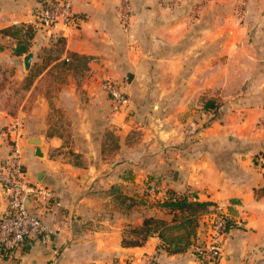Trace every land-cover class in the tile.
Returning a JSON list of instances; mask_svg holds the SVG:
<instances>
[{"label": "crops", "instance_id": "1", "mask_svg": "<svg viewBox=\"0 0 264 264\" xmlns=\"http://www.w3.org/2000/svg\"><path fill=\"white\" fill-rule=\"evenodd\" d=\"M46 1L0 0V129L22 122L29 179L50 185L62 206L35 209L54 228L49 243L36 238L0 264H51L54 248L61 249L58 264H124L129 256L155 253L157 235L141 246L123 245L146 210L139 204L129 210L132 199L115 198V191L134 190L139 198L147 175L161 173L172 156L160 150L164 142L176 145L168 188L231 202L233 227L221 264H261L264 174L253 154L264 148L258 124L264 117V0H250L245 24L232 14L234 0H187L171 12L157 0H133L131 36L119 28V0H72L82 19L77 26L38 29L32 38L25 28L3 32L33 26ZM198 3L200 19L191 21ZM26 41L27 52L17 54ZM29 52L34 58L27 70ZM111 78L126 82L129 102L119 109L102 87ZM208 99L222 103L220 116L204 110ZM34 137L42 140L43 156L28 143ZM227 144L234 148L226 150ZM8 151L0 144V160ZM5 208L0 188V213ZM197 235L185 252H162L161 264H198L202 229Z\"/></svg>", "mask_w": 264, "mask_h": 264}, {"label": "built area", "instance_id": "2", "mask_svg": "<svg viewBox=\"0 0 264 264\" xmlns=\"http://www.w3.org/2000/svg\"><path fill=\"white\" fill-rule=\"evenodd\" d=\"M185 0H161L167 8L178 6ZM247 9H241L244 15ZM135 14L132 0H120L117 15L125 31H129ZM74 10L72 0H47L37 12L34 29L56 31L60 25L77 26L81 22ZM103 89L112 99L115 108H121L129 102L126 91L118 82L108 80L102 83ZM22 122L16 120L8 129L0 130V140H11L12 150L0 163V188L6 200V208L0 213V258L14 257L18 252L38 238L45 243L51 241L54 228L43 220L36 208L53 212L62 206L56 191L47 184L32 182L25 167L24 153L21 146ZM264 171V154L256 159ZM152 192L160 193L159 187L152 186ZM168 196V195H167ZM167 196H165L167 198ZM164 198V199H166ZM229 204L217 201L203 213L200 219L202 238L195 246L198 264H221L223 257V240L230 232L228 220ZM39 239V238H38ZM60 255V250H52V259ZM124 264H159V256L145 254L129 257Z\"/></svg>", "mask_w": 264, "mask_h": 264}, {"label": "trees", "instance_id": "3", "mask_svg": "<svg viewBox=\"0 0 264 264\" xmlns=\"http://www.w3.org/2000/svg\"><path fill=\"white\" fill-rule=\"evenodd\" d=\"M31 27L26 30V35L29 38H32L36 31L33 26ZM21 29V27L13 26L3 29V32L18 34ZM13 30L16 32H12ZM29 44V41H26L24 45L18 46L17 54L27 52ZM203 108L218 114L221 112L222 104L215 99H208L204 101ZM168 193L167 198L159 202V206L171 213V219L155 215L146 216L141 225L131 229L130 236L123 238L124 246H141L149 237L157 235L161 239L159 249L169 254H175L187 251L193 245V240L198 239L197 231L201 226V216L215 202L200 200L196 191L182 195L178 190L170 189ZM232 227L233 221L229 219L228 228Z\"/></svg>", "mask_w": 264, "mask_h": 264}, {"label": "rangeland", "instance_id": "4", "mask_svg": "<svg viewBox=\"0 0 264 264\" xmlns=\"http://www.w3.org/2000/svg\"><path fill=\"white\" fill-rule=\"evenodd\" d=\"M186 1L187 0H185L184 3H182V4L178 5V6L171 7V8H167V7H165L166 5L163 6L160 3L161 0H157V5H158V7L162 11L171 12V11H176V10L180 9L182 6H184V4L186 3ZM202 1H205V0H202ZM132 2H133V0H132ZM119 4H120V0H119L118 4L115 7L116 8L115 11H116L117 19H118L117 21H118L119 28H120L121 32L124 33V34H126V35H129V34H130V36L131 35H134V31H133L134 27H133V25H134V22H135L136 5L133 2L134 7H135V14H134V18H133V21H132L131 29L129 31H125L123 29V27H122V23L120 22V20L118 18V15H117V9H118ZM234 5H235V9H234V13H232L233 16L236 17L240 21V23H242V24L249 23L250 22V16H249V14H250V0H234ZM243 8L244 9H247V11H246L247 13H244V15L240 14V10L243 9ZM200 11H201V3L193 4L191 6L190 14L194 18V19L191 18V21H199L197 19H200V16H201V12ZM17 26L18 27H21V28H25V29H28V28L31 29L32 28L29 23H25V24H22L21 23V24H18ZM108 80H112V81L118 82L119 85L122 86L123 90L124 91L126 90L125 89L126 88V82H125V80L123 78H111V79H106L105 81H108ZM149 99H150V101H152V98L151 97H149ZM150 105H151V102L150 103L148 102L147 103V106L145 107V110L147 112L150 109ZM221 111H223L222 108H221ZM218 115L220 116L221 114L218 113L216 116H218ZM258 124L259 125L261 124L262 126H264V117L258 122ZM3 129H8V127H3L0 130H3ZM11 143H12L11 140H0V144L1 145H7L9 147V151H8L7 155L4 156L0 160V163H2L3 160H5L8 157V155L10 154V152L12 150ZM165 143H167V142H164V143L161 144L160 150H164L165 153H168V155H172V156L166 157V159H165L166 161L164 160L165 162L161 164V167H162V172L161 173H159V174L155 173V174H149V175H147V178L145 179V182H144L145 184H144L142 190L140 191V197L139 198H135L134 196H136L137 192L134 193V190H131V191H128L126 194L123 193V191L122 192L121 191H118V192H120L118 195L116 194V191H115V198H119L120 199V197H123V195H124V197L126 196V197L132 199L131 202H130L129 210H132V206H134L136 204H139L140 206L141 205H145L143 207H145V210H146L145 211V215L146 216H148V215H155V216L164 217V218L170 220L171 217H172L171 213H169L165 209L161 208L159 206V202H161L164 198H166L165 196L169 195L168 191L170 189H173V188H168L167 185H169V181L172 180L169 177V174L171 175V171H173V166H174V163H175V159L173 161V152H175L174 149L176 148V145H174L173 142H170V144H165ZM192 143H193L194 147L201 146V143H199L198 141H193ZM23 144H25V142L24 141H21V146L22 147H23ZM215 144L216 143H214V146H215ZM184 145L185 144H177V148H180L181 150H187L186 149V146H184ZM169 148L170 149L172 148L171 153H170V151H167ZM209 148L212 149V150H214L215 152H217L216 151L217 149H215L214 147H210L209 146ZM233 148H234L233 147V144H230V145L227 144L226 145V150H230V149H233ZM182 152H184V151H182ZM262 154H264V148L258 149L253 154V162L255 161L256 165H258V161H256L257 157L259 155H262ZM146 162L148 163L147 160H146ZM257 168H260L261 171H262V168L259 165H258ZM262 173L264 174V171H262ZM152 186H155L156 188L159 187L160 193L158 192V190H157L156 193H155V191L152 192L150 190ZM192 192L193 191H189V190H186L185 192H180L179 191V194H182V195L183 194H189V193L191 194ZM128 195H130V196H128ZM198 197H199V195H198ZM137 201H139V202H137ZM203 201H205V200H203ZM219 201H225L227 204H230L231 203L228 199H221ZM124 203H125V201H124ZM199 228H200V226H199ZM224 240H223V242H224ZM159 245H161V241L159 242ZM159 245H158L157 251L155 253H152V254H155V255H158L159 256V264H161V254H162V252H165L166 253V251L160 250L159 249V247H160ZM60 253H61V251H60ZM145 254H150V253H145ZM60 257H61V254L56 259V262L55 263H52V262L55 261V260L52 259L51 260V264H58L59 261H60L59 260ZM129 257H134V256H129ZM128 258H126V259H128ZM262 262H264V260ZM262 262H261V264H262Z\"/></svg>", "mask_w": 264, "mask_h": 264}, {"label": "water", "instance_id": "5", "mask_svg": "<svg viewBox=\"0 0 264 264\" xmlns=\"http://www.w3.org/2000/svg\"><path fill=\"white\" fill-rule=\"evenodd\" d=\"M33 58H34V53H33V52H29V53L25 56V67H26L27 70L30 69L31 62L33 61ZM132 78H133V74H132V73H129L128 76H127V80H128L129 82H131ZM28 142H29L30 144H33V145H36V146H37V148H38V149H37V155H38V156H43V153H42L41 150H40V149H42V147H41V142H42V140H41L40 137L30 138V139L28 140ZM38 238L40 239V235H38ZM52 238H53V235H52Z\"/></svg>", "mask_w": 264, "mask_h": 264}]
</instances>
